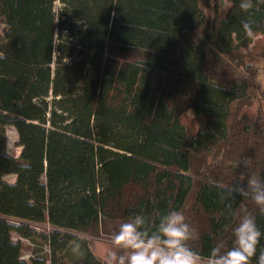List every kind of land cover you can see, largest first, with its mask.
Listing matches in <instances>:
<instances>
[{"label": "trees", "instance_id": "1", "mask_svg": "<svg viewBox=\"0 0 264 264\" xmlns=\"http://www.w3.org/2000/svg\"><path fill=\"white\" fill-rule=\"evenodd\" d=\"M220 1L0 0V127L22 142L17 157L0 149V264H105L86 240L74 263L63 254L136 213L182 211L201 260L231 244L226 204L264 231L256 206L220 187L264 176V115L240 108L254 99L242 21L264 34V3L228 0L223 14ZM12 234L47 252L25 260Z\"/></svg>", "mask_w": 264, "mask_h": 264}, {"label": "clouds", "instance_id": "2", "mask_svg": "<svg viewBox=\"0 0 264 264\" xmlns=\"http://www.w3.org/2000/svg\"><path fill=\"white\" fill-rule=\"evenodd\" d=\"M264 3V0H261ZM238 7L242 12L258 11L256 0H239ZM245 33L251 37L252 24L242 21ZM223 189L221 198L229 200L233 193L249 199L264 215V176L242 175L239 186ZM228 215L233 218L231 227V244L223 241L214 244L208 251L204 264H264V231L257 224L255 215L248 212L235 213L231 204H226ZM195 230L186 221L185 215L178 209L168 211L151 218L136 213L120 223L118 231L111 237L112 245L119 251L109 253L106 264H201V256L189 241L193 239ZM87 237L78 235L71 247L74 255L82 252V242Z\"/></svg>", "mask_w": 264, "mask_h": 264}, {"label": "rangeland", "instance_id": "3", "mask_svg": "<svg viewBox=\"0 0 264 264\" xmlns=\"http://www.w3.org/2000/svg\"><path fill=\"white\" fill-rule=\"evenodd\" d=\"M201 1V7L207 15L210 13L205 9L204 4ZM220 10L221 13H225L228 6V0L220 1ZM56 6H59L56 3ZM2 28L0 26V40L2 37ZM243 49L241 54L243 56V70L240 71L241 74L247 76L252 82V93L253 101L250 105L244 106L241 105V112L248 115H256L261 112L264 115V34H252L251 37L247 36L243 41ZM227 69V73H229ZM181 123L185 127L187 135L192 136L197 131V124L194 118L193 113L190 110L185 111L181 115ZM22 147V142L18 137L16 131L11 126L0 127V149L5 152L17 157L20 153ZM15 179L14 175L5 176V180L8 182H13ZM190 208V203L189 207ZM199 222H196L198 225ZM50 227L47 224L36 225L35 229L37 232L47 231ZM83 235V234H76ZM87 237L86 241L89 245L91 252L103 261L105 264L110 252L119 251L115 249L112 245L111 238L102 236V235H84ZM14 240H21L22 243V256L25 260H28L33 253L45 254L47 252V247L41 239L34 237L32 240L19 238L16 234H12ZM72 242L64 252L65 260L71 263H74L79 256L74 255L71 251L73 245ZM204 261L201 260V264H204Z\"/></svg>", "mask_w": 264, "mask_h": 264}]
</instances>
